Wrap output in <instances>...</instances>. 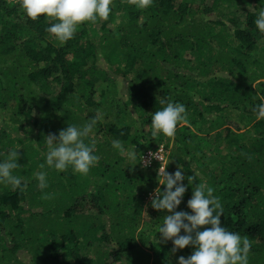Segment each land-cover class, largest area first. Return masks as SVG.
<instances>
[{"label":"trees","instance_id":"trees-1","mask_svg":"<svg viewBox=\"0 0 264 264\" xmlns=\"http://www.w3.org/2000/svg\"><path fill=\"white\" fill-rule=\"evenodd\" d=\"M220 1L153 0L137 9L112 0L107 20L83 22L61 44L46 31L54 20H31L21 0H0V118L10 123L0 127V160L17 151L11 171L24 186L0 183V264H139L145 256L178 264L190 256L193 246L173 251L158 232L168 210L143 204L165 188L158 164L141 161L160 147L171 153L165 170L182 165L186 179L174 211L191 212L193 188L206 183L219 197L222 225L249 240L248 264H264V118L254 112L264 102V34L254 24L264 0H226L225 11ZM161 100L186 107L174 137H151ZM92 117L84 139L99 160L87 174L44 164L46 136ZM41 139L46 146L26 144ZM38 171L47 173L44 189ZM245 194L258 201L245 204Z\"/></svg>","mask_w":264,"mask_h":264},{"label":"clouds","instance_id":"clouds-1","mask_svg":"<svg viewBox=\"0 0 264 264\" xmlns=\"http://www.w3.org/2000/svg\"><path fill=\"white\" fill-rule=\"evenodd\" d=\"M152 2L153 0H128V3L137 9L148 8ZM111 5L112 0H21V7L29 19L37 20L44 14V19L51 18L55 21L46 28V31L61 44L70 40L83 22L96 23L98 20H107L112 11ZM254 24L258 31L264 34V7L258 11ZM161 103L165 106L151 114V137L155 138L161 133L166 137H174L178 123H187L186 107L180 102L161 100ZM254 112L257 119L264 118V102L259 103ZM96 119L97 117H92L91 122L85 123L82 127L68 124L57 134L46 136L49 150L44 154V164L59 172L71 167L74 173L87 174L99 160V156L94 152V144L86 143L84 139L91 132ZM111 143L121 154L125 153L126 150L120 140L114 139ZM234 152H230L225 161ZM148 153H150L148 162L142 164L150 165L152 161L158 164V182L165 188L163 191L159 187L149 191L144 196L143 204L149 206L148 203L151 202L154 209H166L170 213L164 216V222L158 232L165 242L172 241L173 251L188 245L194 249L187 258L179 256L178 264H248L249 240L222 225V206L219 197L213 195L214 189L204 182L197 183L191 198L187 201V207L191 212L174 211L186 191L183 166H178L174 173H169L165 170V164L162 165L164 156L161 159L157 151ZM127 155L130 160H135L134 152H128ZM17 156V151L11 150L8 159L0 160V183L23 190L21 179L11 171L18 167ZM44 164L39 167L43 169ZM46 177L45 171L35 173L40 189L48 186ZM215 178L221 179L217 176L213 177ZM187 180L191 184L193 177L188 176ZM258 196L245 194L242 199L245 204L252 205L258 201ZM206 225L210 227L198 230L200 226ZM182 229L183 234H180ZM136 242L138 252L145 251L140 241ZM130 257L135 259L134 253H131ZM141 260L151 264L147 256Z\"/></svg>","mask_w":264,"mask_h":264},{"label":"rangeland","instance_id":"rangeland-1","mask_svg":"<svg viewBox=\"0 0 264 264\" xmlns=\"http://www.w3.org/2000/svg\"><path fill=\"white\" fill-rule=\"evenodd\" d=\"M8 1H13V0H8ZM14 1H16V0H14ZM228 4H229V3H227L226 0H222V1L218 2L216 8L225 11V10H226V7H230V8H232V7H231L230 5H228ZM117 22H118V20H117ZM53 95H55L54 92L51 93V96H53ZM95 96H96V95H95ZM34 113H35V112L33 111V112L31 113V115H35ZM19 119H20V118L17 117V120H19ZM20 120H21V119H20ZM6 124L9 125L10 123H8L6 119L3 120L2 118H0V127H1V128H4V129H7ZM41 141H42V143H39V142H37V141L34 142L33 140H28V141H26V144H28V145H30V146L33 145L34 147H37V148H40L39 145H40V146H46V145L44 144V142H43V139H41ZM164 150H165V149H164ZM42 151H43V150H42ZM157 152L159 153L161 159H163V156H164V161H163V163H162V165H164V164L167 162V158H166L165 156L168 154V152H165V153L163 154L164 151H163V149H162L161 147H160V149H159ZM41 154H42V152H41ZM170 154H171V153L168 154V159H171V158H169ZM149 156H150V153H146L145 155H143V157L141 158L142 162L147 163L148 160H149ZM158 159H159V158H158ZM159 160H160V159H159ZM144 207H145V208L148 207L147 204L144 203ZM160 235H161V234H160ZM19 258H20V260H23V261H25V262H28V260H29L28 257L25 256L24 253H23V254H22V253L19 254ZM137 261L139 262V264H148L147 262H142V261H140V260H137Z\"/></svg>","mask_w":264,"mask_h":264}]
</instances>
